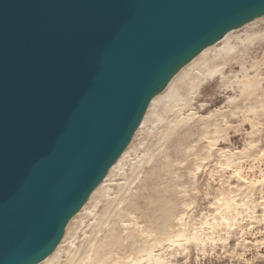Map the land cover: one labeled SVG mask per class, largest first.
I'll return each instance as SVG.
<instances>
[{
	"label": "water",
	"instance_id": "water-1",
	"mask_svg": "<svg viewBox=\"0 0 264 264\" xmlns=\"http://www.w3.org/2000/svg\"><path fill=\"white\" fill-rule=\"evenodd\" d=\"M264 0H0V264H41L153 99Z\"/></svg>",
	"mask_w": 264,
	"mask_h": 264
},
{
	"label": "rangeland",
	"instance_id": "rangeland-1",
	"mask_svg": "<svg viewBox=\"0 0 264 264\" xmlns=\"http://www.w3.org/2000/svg\"><path fill=\"white\" fill-rule=\"evenodd\" d=\"M227 37L153 99L43 264H264V17Z\"/></svg>",
	"mask_w": 264,
	"mask_h": 264
},
{
	"label": "bare ground",
	"instance_id": "bare-ground-1",
	"mask_svg": "<svg viewBox=\"0 0 264 264\" xmlns=\"http://www.w3.org/2000/svg\"><path fill=\"white\" fill-rule=\"evenodd\" d=\"M256 20H257V19H256ZM253 22H254V21H253ZM251 23H252V22H251ZM249 24H250V23H249ZM247 25H248V24H247ZM236 30H239V29H236ZM236 30H232L231 32L236 31ZM231 32H229V33H228V34H227V35H226L221 41H223V40H224V39H225V38H226ZM227 38H228V37H227ZM227 38H226V39H227ZM226 39H225V40H226ZM221 41H219L218 43H220ZM218 43H216L215 45H217ZM215 45H213V46H215ZM213 46H211V47H213ZM211 47H208V48L205 49L202 53H204L206 50H208V49L211 48ZM225 47H226V46H225ZM225 47H224V50H225ZM231 47H232V46H231ZM229 49H230V47H229V45H228L226 51H228ZM202 53H200L199 56H200ZM197 57H198V56H197ZM197 57H196V58H197ZM196 58H195V59H196ZM195 59H194V60H195ZM194 60H193V61H194ZM193 61H192V62H193ZM188 65H189V64H188ZM172 80H173V79H172ZM172 80H171V81H172ZM170 83H171V82H170ZM170 83H169V84H170ZM167 87H168V86H167ZM170 96H171V95H170ZM172 97H174V95H172ZM121 157H122V156H121ZM117 162H118V161H117ZM117 162H116V163H117ZM55 251H56V250H55ZM53 254H54V253H53ZM53 254H52V255H53ZM52 255H51V256H52ZM51 256H49V257H48L44 262H42L41 264L47 262L48 259L50 260V257H51Z\"/></svg>",
	"mask_w": 264,
	"mask_h": 264
}]
</instances>
